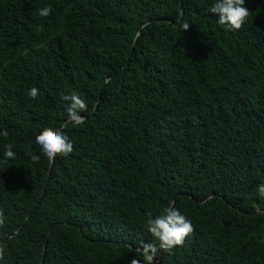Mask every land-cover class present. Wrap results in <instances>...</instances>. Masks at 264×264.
Here are the masks:
<instances>
[{
  "label": "trees",
  "instance_id": "1",
  "mask_svg": "<svg viewBox=\"0 0 264 264\" xmlns=\"http://www.w3.org/2000/svg\"><path fill=\"white\" fill-rule=\"evenodd\" d=\"M213 3L0 0V264H144L168 207L193 232L154 264H264V0L235 33ZM46 128L73 152L40 156Z\"/></svg>",
  "mask_w": 264,
  "mask_h": 264
},
{
  "label": "clouds",
  "instance_id": "2",
  "mask_svg": "<svg viewBox=\"0 0 264 264\" xmlns=\"http://www.w3.org/2000/svg\"><path fill=\"white\" fill-rule=\"evenodd\" d=\"M211 13L217 18V24L224 30L235 33L241 29L248 21L250 12L245 7V0H214L210 9ZM50 8L44 7L39 10L41 17L48 16ZM181 28L186 32L190 24L182 22ZM28 96L36 100L39 90L32 87L28 90ZM68 102L67 117L72 126H80L84 117L81 113L87 110V105L78 94L71 93L61 97ZM0 136H7L6 131H0ZM40 156L48 162H53L57 157H67L73 152V143L62 131L44 129L36 137ZM12 145H7L3 153L5 158H14L15 154ZM40 156H32L33 161H39ZM257 194L264 198V183L257 186ZM0 219V223H2ZM146 230L152 237L153 242L144 245V264H154V259L159 252L171 253L177 246L182 245L186 238L193 232L192 223L175 207H168L161 214L153 216L148 213L146 220ZM132 264H141L138 260H133Z\"/></svg>",
  "mask_w": 264,
  "mask_h": 264
},
{
  "label": "water",
  "instance_id": "3",
  "mask_svg": "<svg viewBox=\"0 0 264 264\" xmlns=\"http://www.w3.org/2000/svg\"><path fill=\"white\" fill-rule=\"evenodd\" d=\"M182 13H184V9H183V8H182ZM169 22H171V21H169ZM172 23H173V22H172ZM100 100H101V96L99 97V100H98V103H97L96 108L98 107ZM63 127H64V124L62 125V127L60 128V130H61ZM60 130H59V131H60ZM45 191H46V187L44 188V191H43V193H42V196L44 195ZM42 196H41V198H42ZM41 198H40V200H41ZM35 207H36V206H35ZM35 207L33 208L32 212L34 211ZM32 212L28 215L27 220H28L29 217L31 216ZM44 250H46V247L44 248ZM44 255H45V253H44ZM44 261H45V257H44V259H43L42 264H44Z\"/></svg>",
  "mask_w": 264,
  "mask_h": 264
}]
</instances>
